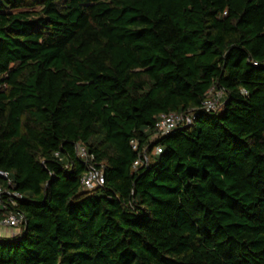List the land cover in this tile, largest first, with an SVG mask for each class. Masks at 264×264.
Masks as SVG:
<instances>
[{
	"label": "trees",
	"instance_id": "16d2710c",
	"mask_svg": "<svg viewBox=\"0 0 264 264\" xmlns=\"http://www.w3.org/2000/svg\"><path fill=\"white\" fill-rule=\"evenodd\" d=\"M0 170V264H264V0H0Z\"/></svg>",
	"mask_w": 264,
	"mask_h": 264
},
{
	"label": "built area",
	"instance_id": "2783aa9c",
	"mask_svg": "<svg viewBox=\"0 0 264 264\" xmlns=\"http://www.w3.org/2000/svg\"><path fill=\"white\" fill-rule=\"evenodd\" d=\"M210 90L207 94V98L204 104V109L207 111L217 110L220 104V99L224 94V91ZM195 117L192 113L181 114L172 111L171 113L160 114L159 119L156 123V135H165L179 126H189L194 122ZM161 151L160 146H156L154 152L159 153ZM77 153L85 159L87 163V172L82 177V185L86 189H93L104 184V172L96 167L92 162L94 155L87 154L84 148L77 146ZM144 161H148L147 155L145 160L140 158L136 161L134 166L143 164ZM0 176L7 181V186H0V236L1 237H12L18 235L22 226L24 225V215L16 210L18 200L22 199L23 195L13 188L12 180L9 173L0 170ZM12 186V187H10Z\"/></svg>",
	"mask_w": 264,
	"mask_h": 264
},
{
	"label": "rangeland",
	"instance_id": "374dc122",
	"mask_svg": "<svg viewBox=\"0 0 264 264\" xmlns=\"http://www.w3.org/2000/svg\"><path fill=\"white\" fill-rule=\"evenodd\" d=\"M212 94H214V91L212 92Z\"/></svg>",
	"mask_w": 264,
	"mask_h": 264
}]
</instances>
